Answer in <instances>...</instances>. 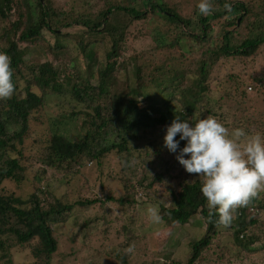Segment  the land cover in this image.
<instances>
[{
	"label": "trees",
	"instance_id": "trees-1",
	"mask_svg": "<svg viewBox=\"0 0 264 264\" xmlns=\"http://www.w3.org/2000/svg\"><path fill=\"white\" fill-rule=\"evenodd\" d=\"M68 1L0 0V52L11 58L15 85L11 98L0 99V261L9 259L13 249H25L38 241L39 246L33 250L39 259L35 264H52L59 250L53 225L72 218L78 221L77 214L72 215L76 209L101 211L100 219L95 214L96 218L87 221L97 224L108 215L109 204L114 202H119L125 219L130 217L128 204L132 206L130 212L146 217L149 190L164 184L178 166L185 170L176 154L164 147L166 126L176 117L183 121L194 115H212L230 132L242 128L248 133H264V111L247 115L249 108L241 109L253 101L250 87L264 94V74L249 73L264 48V0H211L213 14L205 16L197 9L192 20L169 8L164 0H98L101 9L97 5L93 9L92 0ZM225 4L230 5V10ZM69 6L71 12L64 9ZM156 14L180 31L176 43L168 45L166 39H162L163 43L156 39L160 47L153 50L154 54L174 47L180 40H191L194 49L182 57L180 53L179 60L171 54L167 60L160 58V62L154 58L145 61L147 67H132L124 61L132 25L141 20L149 22ZM214 23L220 26L217 32ZM46 32L55 40L43 52L40 47L47 40ZM99 36L101 40H86ZM143 36L155 39L153 32ZM110 39L112 50L106 53V65L101 70L98 46ZM198 50V57H193ZM80 55L85 57L87 71L78 64ZM175 59L186 65L170 62ZM191 61L197 62L195 72ZM93 63L100 67L95 68ZM96 73L98 86L85 82ZM215 73L223 76L215 85L223 93L221 96L211 90ZM121 74L127 77L123 84ZM112 76H119L113 88L107 83ZM158 88L165 89L152 93ZM229 100H234L232 106H227ZM55 101L70 113L44 123L45 109ZM73 125L81 129L75 138L70 136ZM179 138L178 135L176 139ZM185 143L180 141V147ZM108 157L116 158L122 166V196L108 195L105 200L99 196L79 195L75 200L58 196L65 186H74L73 180L83 181L88 166L96 165L99 178L105 177L104 161ZM131 158L135 162L134 175H138L135 181L127 174ZM111 177L117 180L112 174ZM196 181L184 186L179 195L172 192L174 205L161 208L162 223L170 228L186 226L201 215L204 221L198 220L197 226L206 227V233L190 242V255L184 262L170 253L164 256V264H198L224 228L232 230L236 243L247 251L256 241L249 230L258 220H246V211L256 202L262 209L264 199L260 201L258 196L263 192L258 191L247 206L234 211L230 226H217L218 215L210 216L207 201L199 194L198 176ZM11 182L22 193L27 189L26 199L6 193L5 186ZM136 186L142 196H138ZM45 196L53 202L48 205ZM39 197L42 201L37 200ZM123 230L130 233L127 226ZM120 248L118 264L132 263L133 258L128 257L133 254ZM11 262L9 259L7 264Z\"/></svg>",
	"mask_w": 264,
	"mask_h": 264
},
{
	"label": "rangeland",
	"instance_id": "rangeland-1",
	"mask_svg": "<svg viewBox=\"0 0 264 264\" xmlns=\"http://www.w3.org/2000/svg\"><path fill=\"white\" fill-rule=\"evenodd\" d=\"M61 1L63 3H67V0ZM233 1H236L237 3L241 0ZM68 2L71 4V0ZM91 2L93 9L95 8V5L101 9L100 7H102V5L100 2H98V0H92ZM163 2L169 8H174L176 11L178 10L185 18L192 20L194 19V12L198 9L197 4L199 3V0H164ZM247 2L249 3V1ZM64 9L67 12H71L70 6ZM144 9L150 10L149 7L146 6ZM214 26L215 32H217L220 26L218 27V24L215 23ZM75 30L79 29H73L72 32L74 33ZM131 31V38L128 42H126L129 53L127 52L128 56L124 61L127 60L132 67H135L136 65L146 66L145 61H150L149 59H151V61L155 59L157 62L161 61L160 58L167 60L171 54L174 57L177 56L179 60L182 59L181 57L186 54L185 52H189L194 49V44H192L191 40H180V42L174 47L167 48L164 51L154 54L155 51L153 52V50L160 47L158 45L159 42H156V39L162 43V39H166L167 44L170 45L172 43H176L175 37L178 31H180L175 25L165 22L160 16L158 17V14H156L155 17L149 22H143V20L136 21L132 25ZM146 32H153L155 39L150 36L144 37L143 34ZM45 36L47 40L42 42L40 47L43 52L44 50L48 49V44H53L55 40L54 35L50 34L49 32H46ZM101 38L102 37L99 36L97 38H88L86 40L88 42H92L94 40H101ZM104 42L105 45H99L97 51L99 53L97 54V60L101 64V70H103L106 65L105 55L112 50L113 46L112 39L108 41L104 40ZM168 45H165V47ZM42 47L45 49H42ZM32 53L36 54L37 51H32ZM180 53L181 57L179 56ZM198 53L199 50L193 57L197 58ZM45 56H47L46 53ZM84 61H86L85 57L80 55L78 64L80 67H82L83 71H87V66H85ZM170 62L177 63L182 67L186 65V62L181 63L177 61V59ZM195 64L197 65V62L194 63L191 61L193 72L196 71ZM94 66L95 68L100 67L98 64H94ZM249 73H257L258 76L264 74V48L261 55L258 57V60H256L254 66L249 70ZM121 75V84H123L126 82L127 77L123 76L124 74ZM118 77H110L107 82L109 87H114L113 82ZM222 78L223 76H220L217 73L213 75L210 84L214 95L221 96L223 94L215 88V85L218 84V82H221ZM98 81V73H96L93 78L85 79V82L91 84V86H98ZM219 88L221 89V87ZM164 89L165 88L154 89L152 90V93L162 92ZM249 94L253 101H248L242 106L241 109L245 110V108H249L247 115H254L255 113L264 111V94L258 93L257 88H252V90H249ZM233 101L229 100L227 106H232ZM70 102L72 104L73 101L70 100ZM44 113L45 119L43 122L46 123L50 118L63 116L66 113H70V111L65 109V106H63L62 103L55 101L50 107L45 109ZM238 116L240 117L241 115ZM76 125H73V128L70 131V136L72 138H75L77 133L81 130L77 129ZM78 126L81 128L80 124ZM0 158L3 160L1 156ZM170 159L174 160V158ZM130 161L132 166L131 169H127V174L129 177H132V181H135L138 178V175H134L135 162L132 160V158ZM104 163L105 177H102V179L99 178L100 171L96 165L88 166L86 168L85 178L83 181H80L79 179L73 180L72 184H74V186H65L63 189H61V193H59L58 196L66 195L67 197L74 200L79 195L84 198H93L95 196H99L100 198H103V200H105L106 196L108 195H114L117 198L122 196L124 194V184L121 178L122 166L116 158L111 157H108ZM0 165H2V163H0ZM176 169L174 172H171L169 176H167L168 178H165V181L163 182L164 184L157 186L148 192V201L150 202V206L158 208L160 215H162L161 208L168 209L173 207L174 198L172 196V192L176 195H179V192L183 191L184 186L187 184L197 183V175L189 174L186 172V170L179 168V166ZM51 172L52 171L49 172L50 176L52 175ZM110 174L116 176L117 180L112 181V177L109 179ZM189 175L193 180L189 178ZM102 182L104 184L103 187L101 186ZM89 185H92V187H89ZM5 189L8 190L6 191L7 194L12 192L16 198H27L25 197L27 196V189L25 188L24 193H22L23 191L17 190L16 186H14L12 182L7 183ZM135 189L139 191L138 196L143 195L141 194L142 191L140 188L136 186ZM261 192H263V195L260 194L258 199L263 201L264 190H261ZM71 193H74V196H71ZM199 194L202 195L201 192H199ZM40 199L41 197H39V199L37 198L39 201ZM45 199L47 200L48 198L45 196ZM52 202L53 201L51 197L46 201L48 205ZM259 204V202H256L252 208H249L246 211V220H258V224L252 226L249 230V235L254 236L256 239L255 243L251 246L250 251H247L236 243L232 234V230L224 228L216 234L214 241L212 242V246L203 254L198 264H264V204L262 209ZM45 207H47V205H45ZM128 207L131 209L132 206L128 204ZM148 207L149 206H147L145 209ZM109 209L110 211L108 215H106L105 218L99 222V224H97V221H94L95 223L91 221L87 222L94 217L96 218L97 216L95 214H98L99 219L101 218L102 212L96 209H90L85 212L81 211L80 209H76L72 215L76 216L77 214L78 221H75L72 218V221L69 220V222H55L56 224L53 225V228L55 229V238L59 243V250L54 256L52 264H118V259L121 255L120 246L126 249L130 244L133 243L135 244V251L133 257H128L130 259L133 258L132 263L130 264H164L166 262L164 256L169 255L170 253L173 257H175L176 260H182V262H184L190 255V242H192L194 239H200L206 233V227L201 228L195 224V222L198 220H202L203 216L201 215H198L197 218L192 220L190 222L191 224L187 226H176L174 228H170L167 227L165 223H161L159 225L153 224L148 213L146 217L141 218L139 217L138 213L136 215L135 211L130 212L128 209L127 215L130 217L126 219L123 218L121 216V207L119 202H114L112 205L109 204ZM124 226H127L130 229V233H127L123 230ZM10 240L11 239H9V241ZM38 246L39 242L33 241L27 245L25 249H13L9 258L12 261L11 264L37 263L39 259L37 256H35L33 250ZM0 252L2 251L0 250ZM1 256L2 254L0 253V258ZM9 259L0 261V264H7Z\"/></svg>",
	"mask_w": 264,
	"mask_h": 264
},
{
	"label": "clouds",
	"instance_id": "clouds-1",
	"mask_svg": "<svg viewBox=\"0 0 264 264\" xmlns=\"http://www.w3.org/2000/svg\"><path fill=\"white\" fill-rule=\"evenodd\" d=\"M224 7L230 10L229 4ZM197 8L205 16L214 11L211 0H199ZM12 77L11 58L0 52V99L13 95ZM163 139L164 147L176 154L186 172L199 177L200 192L207 201L210 216L218 215L217 226H230L234 211L247 206L258 191L264 190V133H248L242 128L230 132L212 115H194L183 121L176 117L166 126ZM180 141L186 142L182 148ZM147 212L153 224L162 223L158 208L149 206ZM124 251L134 254L135 244Z\"/></svg>",
	"mask_w": 264,
	"mask_h": 264
}]
</instances>
